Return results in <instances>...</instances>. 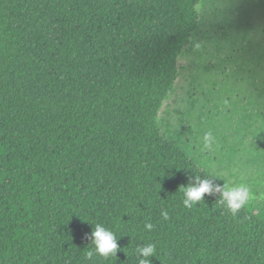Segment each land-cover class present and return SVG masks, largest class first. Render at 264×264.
Wrapping results in <instances>:
<instances>
[{"label": "trees", "instance_id": "trees-1", "mask_svg": "<svg viewBox=\"0 0 264 264\" xmlns=\"http://www.w3.org/2000/svg\"><path fill=\"white\" fill-rule=\"evenodd\" d=\"M199 2L0 0V264H264L260 212L184 207L208 177L158 125Z\"/></svg>", "mask_w": 264, "mask_h": 264}, {"label": "rangeland", "instance_id": "rangeland-1", "mask_svg": "<svg viewBox=\"0 0 264 264\" xmlns=\"http://www.w3.org/2000/svg\"><path fill=\"white\" fill-rule=\"evenodd\" d=\"M261 0H200L199 28L178 61L179 77L158 119L206 176L247 184L242 207L264 220V17ZM200 40V41H199ZM216 142L204 150L202 137Z\"/></svg>", "mask_w": 264, "mask_h": 264}, {"label": "clouds", "instance_id": "clouds-1", "mask_svg": "<svg viewBox=\"0 0 264 264\" xmlns=\"http://www.w3.org/2000/svg\"><path fill=\"white\" fill-rule=\"evenodd\" d=\"M216 142V138L212 132H205L202 137L204 150H211ZM208 178L200 179L198 176L195 181L188 186H182L183 205L186 208H191L195 203L203 201L205 195L218 196V202L232 215H236L239 210L244 207L251 199V189L247 184H232L224 182L223 184L214 183L215 179L224 178V173L217 172L213 175H207ZM162 217L167 220V211L161 212ZM145 229L151 231L153 225L145 223ZM91 243L95 253L104 258L116 256L118 243L114 231L106 228L103 224H95L93 231L90 233ZM156 246L149 243L143 246H138L135 249V254L138 257V264H150L149 257L154 256ZM92 251L87 253V257L91 258Z\"/></svg>", "mask_w": 264, "mask_h": 264}]
</instances>
